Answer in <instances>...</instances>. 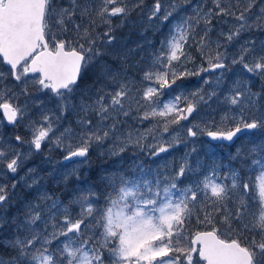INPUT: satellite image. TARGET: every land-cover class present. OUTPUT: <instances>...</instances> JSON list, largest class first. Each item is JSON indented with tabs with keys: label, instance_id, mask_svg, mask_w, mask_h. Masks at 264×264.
Here are the masks:
<instances>
[{
	"label": "snow or ice",
	"instance_id": "1",
	"mask_svg": "<svg viewBox=\"0 0 264 264\" xmlns=\"http://www.w3.org/2000/svg\"><path fill=\"white\" fill-rule=\"evenodd\" d=\"M187 6L191 13L175 20L159 47L145 42L153 49L147 59L142 44L113 49L116 28L134 12L147 32ZM145 9V0H0V64L6 66L0 82L10 77L20 86L19 92L0 89V113L13 126L27 119L29 133L14 137L27 152L0 136V176L15 177L45 145L65 153L56 164L73 165L48 173L55 187L27 169L20 180L31 195L11 218L18 181L0 183V229L12 228L0 240L7 249L0 264H264V40L251 35L264 33V0H152ZM89 66L96 68L93 85L77 97ZM235 66L240 75L229 83L226 74ZM133 67L140 69L139 82ZM192 76L203 83L187 91L182 82ZM253 79L260 81L256 90ZM30 87L55 100L54 109L34 102L37 119H28L27 99L21 103ZM173 89L180 91L163 100ZM213 102L224 108L219 120H197L202 107L215 111ZM67 114L74 126L70 121L61 130ZM146 121L154 123L144 128ZM181 121L190 122L186 130L173 127ZM200 135L210 138V151L213 142L245 137L246 143L228 165L215 159L193 165L195 148L155 168L139 159L156 160ZM130 150L128 168L104 169L95 182L81 179L93 151L122 161ZM189 176L195 179L184 183ZM193 220L203 229L194 235L187 228Z\"/></svg>",
	"mask_w": 264,
	"mask_h": 264
},
{
	"label": "rangeland",
	"instance_id": "2",
	"mask_svg": "<svg viewBox=\"0 0 264 264\" xmlns=\"http://www.w3.org/2000/svg\"><path fill=\"white\" fill-rule=\"evenodd\" d=\"M58 2H61V0H58ZM196 3H198V0H192L193 5ZM145 4H146L145 11H147V8L151 7L152 0H145ZM209 6H211V5L209 4ZM191 11H192L191 6L181 8L180 11L178 13H176L168 22L163 23V24H157L155 27L150 28L147 32L144 31L146 24H142L139 22V19H140L139 12H134L130 17L129 23L116 28V31H118L120 33L123 32V34H125V33H128V34L125 35L124 39H120L118 44H117V41L115 42L116 47H115V45H113L112 47L115 51H124L128 48H135L138 44H142V45H144L142 52L145 54V59H147V54L150 53L153 49H152V47H149V45L145 42L146 41H152V44L155 47H159L160 40H162L169 33V29L171 28V26L175 22V20L178 19L180 16H183L185 14H190ZM133 22H135V23L133 24ZM113 24L114 25H120V20L118 18H114ZM127 26H130V27H127ZM98 30L103 31L104 29L100 28ZM157 30L161 31V33L158 35L157 41H155V39L153 37V32L155 33ZM116 31H115V35L117 37L118 33H116ZM217 31H218V28H217ZM129 33H131L130 38H132L134 40L133 43L126 41V39L129 37ZM134 34L137 35L136 38H134L135 37ZM216 34H217L216 31L211 33L213 39L216 38ZM251 35L255 37V39L257 40L258 43L261 40H264V33H255L254 32ZM246 38H248V34H245V36L242 37V39H246ZM117 45H120V46H117ZM236 47H237V45L234 44L229 49V51L230 52L235 51ZM137 59H139V54L133 55L131 57L129 63H134ZM195 59H196L197 65L203 63L202 61L198 62V59L196 57H195ZM109 63H112L113 67H115L116 63H118V62H113L112 60H109ZM189 67L190 68L194 67V65L189 64ZM0 71H6V66H4L3 64H0ZM91 72L95 74L96 68L93 66H89L86 70H84L82 77L86 76L87 73L90 74ZM240 72H241V69L239 66L233 67L231 72L226 74L227 81L230 83L232 80L237 79L238 76L240 75ZM130 74L135 77L137 82H139L140 76H141L140 69L133 67L130 70ZM32 75H35V74H29V76H32ZM245 78H248V77L246 76ZM29 83L31 85V81ZM182 83L184 85L185 90L193 91L196 88L200 87V85L203 83V81L198 76H192V77H187L186 79H184ZM259 83H260L259 80L253 79V82H252L253 90L257 89V87L259 86ZM79 85H80V88L77 90V93H76L77 97H79L80 90H84V89L89 88L90 86L93 85V83H89V84L84 83L83 84V82H79ZM19 87H20L19 84L17 82H14L10 77L8 79L0 82V89L11 88L13 91L19 92ZM30 91L32 92V95L30 97H28V98L21 97V103H23L25 101V99H27V102L29 104V117H28V119H37L40 115L41 109L34 102L42 101L44 103V107L53 108V109L55 108V100H54V98H52L51 93L37 92L34 89H31V87H30ZM179 91H180V89H173L170 92L166 91V93L162 97V99L168 100V99H170L171 96H175L176 94H178ZM211 108L215 109V111H212L209 108L202 107L198 116L196 117V119L198 120L200 117H203L205 119H209V118L214 116L217 120H219L220 115L224 111L223 106L219 105L216 102H213ZM57 115H59V113H57ZM74 120H75V117L72 114H67L66 118H63L60 121L61 130L63 127H67L70 121L73 122V126H74ZM26 123H27V119L24 121H21L20 123H18L15 126L6 125L4 118L0 113V136L3 137V140H4L6 146L10 144V145L15 146L17 149H20L22 147L23 151H25V152L28 151V145L25 144L23 146H20V145L16 144V142L14 140V137L16 135L25 136L26 138L29 136V133L26 131V128L24 127V125ZM153 123H154V121H146L144 123L143 127L148 128ZM189 123L190 122H187V121H181V126H173V127L176 128L177 130L182 131V130H186V128L189 126ZM165 139H168V137L165 136ZM245 143H246V138L241 137L239 140H236L235 143H232L230 145H227V144L215 145V144H213V150L210 151L209 150V142L204 138V135H200L196 138H189V140L185 144H182V145L176 147L175 149H173L172 151H170L166 155L162 154V157L158 158L156 160H153V159L149 158L148 156H144V155H141L139 157V159L141 161H143V163H145V166H146L147 160H150V162H154V163L156 162V164H159L161 159H167V160L175 159L177 162H179V159L185 154V152H191V149L195 148L196 151L194 153H192L190 156V160L193 162V165H195V162L197 160H199L202 164H211L213 159H215L217 163L228 165L229 159H230V154H234L236 151V148L241 146V145H244ZM55 151H57V154L52 155L51 152L49 151V147L47 145H45L42 152L34 153L31 156V158L26 161L24 168H22L15 177H13L12 175L0 176V183L11 184V183H13L14 180L18 181L15 189L11 191V198H12L13 203H11L8 206V210L11 213V217L17 214V212H18L19 208L21 207L23 201L31 195L30 190L27 189L25 187L24 182L20 180V177L25 176L27 169H29V168L37 169L40 175H43L46 177V179L48 181V186H49V181L51 180V178L48 176V173L52 172L54 168L59 170V171H64L66 168H71L73 166L71 164H67L66 166L61 165V164H56L55 162L62 160L63 155L65 153L63 152L62 149H57ZM92 154L97 155V153L95 151H93ZM50 155H52L53 157L51 158ZM128 155L130 158H128L127 164L130 165L131 160H132L131 150L129 151ZM47 157H50L51 160L49 161L47 159ZM232 163H233V166L239 167L237 162H232ZM224 170L226 171L227 169L225 168ZM81 172H84L83 176H85L87 170H82ZM193 179H195L194 176H189V177H187V179H185L184 183H188ZM57 194L59 195L60 192ZM61 198L65 199L66 197L61 196ZM101 203H103V201H101ZM189 224L193 225V227L196 230H203L202 227L200 225H198L195 220H194V222H191ZM3 229H6V228H3ZM196 230H194V231L192 230L193 232H189V233L194 235ZM8 233H10L9 234V237H10L12 235V228L10 226L8 228ZM245 235H247V233H245Z\"/></svg>",
	"mask_w": 264,
	"mask_h": 264
},
{
	"label": "trees",
	"instance_id": "3",
	"mask_svg": "<svg viewBox=\"0 0 264 264\" xmlns=\"http://www.w3.org/2000/svg\"><path fill=\"white\" fill-rule=\"evenodd\" d=\"M127 27H130V26H127ZM116 33H118L117 39H116L117 44L119 43L120 39H124L125 35L128 34V33L123 34V32L120 33L118 31H116ZM160 33H161V31H159V30H157L155 33L153 32V37H154L155 41H157L158 35ZM130 34L131 33H129V37L127 38L128 40L126 39V41L133 43L134 40L132 38H130ZM136 37H137V35H135L134 38H136ZM114 45L116 47V44H114ZM117 46H120V45H117ZM189 51L191 52V54L194 57H196L198 59V62L202 61L199 54L197 53L195 47L189 49ZM94 79H95V75H94V73L91 72L90 74L87 73L86 76H83L81 78L80 82H83V84L84 83L89 84V83H93ZM51 154L56 155L57 151H55V150L51 151ZM128 154H129V152H128ZM128 154H125L123 160L120 161V160L109 159L107 157L101 158L100 156H97V155H94L91 153L90 158H89V161H90L89 164L87 166H84L82 169V170H87L86 175L83 176L84 172H81V179L85 180V179L91 178V180L93 182H95L98 180V177L103 174L104 169L112 170L114 168V166H119L121 164L123 165L124 168H128L129 165L127 164V160H128V158H130ZM52 155H50L51 158L53 157ZM157 165L158 164H156V162L155 163L150 162V160L146 161V167L151 166V167L155 168ZM185 179H187V178H185ZM49 187H55V185L52 183V180L49 181ZM58 191L60 192V189H57V193H59ZM7 212H8L7 213L8 217L11 218V213L8 209H7ZM192 222H194V220ZM4 228H6V229H0V240H3L5 237H9V234H10V233H8L9 226L6 225ZM187 228H188L189 232H193L194 230H196L193 227V225H191V224L187 225ZM196 231H198V230H196ZM6 253H7V249L0 247V255H5Z\"/></svg>",
	"mask_w": 264,
	"mask_h": 264
},
{
	"label": "water",
	"instance_id": "4",
	"mask_svg": "<svg viewBox=\"0 0 264 264\" xmlns=\"http://www.w3.org/2000/svg\"><path fill=\"white\" fill-rule=\"evenodd\" d=\"M5 122H6L7 125L13 126V125H11V124H8L6 120H5ZM205 138H206L207 140L210 141V138H209V137L205 136ZM213 143H215V142H213ZM224 144L230 145L229 142H224ZM231 144H232V143H231Z\"/></svg>",
	"mask_w": 264,
	"mask_h": 264
}]
</instances>
